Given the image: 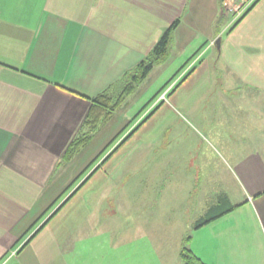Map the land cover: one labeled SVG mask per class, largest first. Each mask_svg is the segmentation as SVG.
<instances>
[{
  "label": "crops",
  "instance_id": "1",
  "mask_svg": "<svg viewBox=\"0 0 264 264\" xmlns=\"http://www.w3.org/2000/svg\"><path fill=\"white\" fill-rule=\"evenodd\" d=\"M174 23L168 50L176 42L196 49L200 74L208 69L202 59L212 54L218 79L196 86L212 91L205 97L217 107L211 120L220 159L235 185L227 190L223 174L212 197L200 196L197 207L193 200L192 220L182 219L180 233L193 229L187 246L205 264H264V0L231 27L225 0H0V261L19 247L44 188L58 180L55 172L72 161L66 153L84 132L89 99L149 55ZM140 128L113 155L122 152L126 160L93 166L56 213L59 219H50L15 264L39 256L40 264H181L184 237L165 247L155 223L161 192L149 200L148 184L138 180L149 167L148 152L138 155ZM116 173L138 175L143 190L131 217L130 199L123 200L118 227L102 210L111 196L118 200L108 194L110 186L122 191V181L131 179L117 180ZM227 204V212L194 229Z\"/></svg>",
  "mask_w": 264,
  "mask_h": 264
},
{
  "label": "rangeland",
  "instance_id": "2",
  "mask_svg": "<svg viewBox=\"0 0 264 264\" xmlns=\"http://www.w3.org/2000/svg\"><path fill=\"white\" fill-rule=\"evenodd\" d=\"M224 21L228 22L229 17L227 16ZM181 34L185 35V32H181ZM206 44L207 43L202 42H191L192 46H199V48L206 46ZM180 45L181 44L176 42L172 44L171 48L169 47L170 50L167 51V56L164 60L161 59L154 65L147 77L136 84L135 91L126 98L122 107L113 114L109 121L98 127V130L91 135V140L74 155L72 161L66 164L64 169L55 172L54 175L59 174L58 180L56 179V182L52 180L51 184L44 188L40 199L35 205L36 208L33 212V221H36L47 207L57 199L63 189L85 170L87 165L99 155L105 145L111 141L127 122H132V124L123 135L130 132L133 126L142 120L151 109L159 104V102L162 104L157 107L154 114L140 128V133L144 137V141L138 144V146H141V152H139L140 154L138 155L141 156L145 154L144 152H148L144 163L149 165V167L145 171L144 177L141 179H138V175H133V173H129L126 176L124 174H121V176L118 175V173L115 174V179L117 180L121 177L123 178V176H125L124 178L131 179L122 181V191L115 185L110 186L108 194L115 195L116 197L119 196L118 200L121 202L117 199L115 200L114 196H111L108 199L110 202L108 201L107 206L102 208L103 211L106 210L108 213V221L111 215H114L109 223H112V225L116 227L119 226V219L122 218L121 211L122 204L124 203L123 200H126L127 197L130 199V207L128 208L130 209L129 217H131L133 212H137L140 203L137 197L140 193H143V190L138 186V180H141L148 184V189L144 188V192L145 194H149L150 198L147 197L149 200H151L154 194L161 192L162 201L157 203L156 208L158 214L155 217V223L161 229L162 244L165 247H169V245L173 246L178 236H180V238L184 237L185 239L192 234L193 229L189 227L184 229L183 233H180L182 228L180 224L184 223L182 220L184 218L185 221L192 220L191 212L188 210V207L193 200L195 204L200 196L208 193L209 197H212L214 190L218 188V181L224 177L223 174L226 175L224 178L226 180L227 190L234 188L235 185H233L232 179L228 177V171L225 170L220 159L223 153L218 145L219 133L217 126L212 125L213 120L211 119L213 117H211V115H216L217 107L213 106L212 109L208 106L209 104L205 97V93H211L212 91L205 92L202 89H198V86H196L205 82L217 81L218 71L216 67L213 68L210 64L212 54H206L202 59L207 63L204 65H208V69L206 67V72L200 74L198 71L201 69L200 67H202V65L197 61L199 58L198 53L193 51L196 49H186ZM192 67H195L196 71L192 74L190 73L191 75L183 83L172 90V87H174ZM168 82L169 84L167 85ZM164 86H166L165 89L159 94ZM146 105L148 106L138 116V112ZM213 119L215 121L216 116ZM121 140L122 139H117L112 149L110 147L105 152V155L103 154L100 159L97 160L94 166L101 163L103 158L108 155ZM134 141L135 140L129 141L125 147H130L133 145ZM121 154L122 152H119L114 157L113 154V158L109 159V162L113 163L117 161V163H120L124 161L122 159H125V156L122 158ZM152 163L155 165L153 170L150 169ZM170 165H174L175 169L170 170ZM91 172L88 171L87 176H89ZM170 173L175 176L172 186L167 185L169 183L167 179ZM86 174L84 177H87ZM83 179L84 178H82L76 186H78ZM164 188L165 191H163ZM73 190L74 189L69 191L63 200L68 197ZM170 197H172V200H170ZM63 200L57 201L56 205H54L55 207L41 218L37 227L26 234L23 233L19 235L21 236L19 241L20 245L28 240L33 234L32 232H34V230L57 209ZM113 200L114 203H112ZM197 206L198 204H195V207ZM65 207L66 206L62 209ZM58 215L59 214L55 215V220L59 219ZM27 228L24 231H26ZM194 229L196 230L195 227ZM20 245L19 247L17 246L16 249L9 251L0 261V264H15V256L18 254V249L22 246ZM25 254L26 252H23L21 259L25 257ZM29 258L30 261H28L27 264H40V256L39 258ZM23 263L25 264L24 261Z\"/></svg>",
  "mask_w": 264,
  "mask_h": 264
},
{
  "label": "trees",
  "instance_id": "3",
  "mask_svg": "<svg viewBox=\"0 0 264 264\" xmlns=\"http://www.w3.org/2000/svg\"><path fill=\"white\" fill-rule=\"evenodd\" d=\"M240 19L233 26H235L240 21ZM176 24L177 23L172 24L166 31H164V33L161 35L159 40L154 45L150 54L147 55L143 60H141L133 69L126 72L121 77V79L117 81L115 84H113L109 89L105 90L103 93L99 94L98 96L89 99L91 103V109L89 110L85 118V121L83 123L84 132L79 137L75 138V140L72 142L70 149L66 153L67 160L71 159L84 145H86L91 140L92 138L91 135L98 130V127L109 121L110 118L113 116V114L119 108L122 107L126 98L135 91V88L137 86L136 84L143 81L147 77L149 72L153 69L154 65H156L161 59L164 60V58L167 56L168 45L171 40L172 32L176 27ZM190 73H192V70H188V73L184 75L181 78V80L176 83L174 87H172V90L177 88V86H179L184 80H186V78L190 75ZM168 84L169 82L167 83V85ZM166 86L162 88L159 94L165 89ZM161 104L162 103L159 102L157 106L151 109L150 112L136 125H134L132 130H130V132H128L126 135L123 134L128 131L127 129L129 128V126H131L132 122H127V124L124 125L118 131V133L111 139V141H109L107 145H105V147L102 149L99 155L96 156L95 159L87 165L85 170L80 175L76 176V178H74L72 182L63 189V191L58 195L57 199L51 203V205L43 212V214L36 221L32 223L27 233L30 230H33L35 227H37L38 223H40L41 221V218L45 216L52 208L55 207L54 205H56L57 201L59 202V200L61 199L63 200V198L67 195V193L72 189H74L71 192V194L68 195V197H66L62 202L60 201L61 203L59 204L57 209L48 218H46V220L37 229L34 230L33 234L18 249L17 253H19L34 238V236H36L44 228V226L50 221V219H52V217L72 197V195L78 190V188L81 187L83 181L88 179L89 176L86 179H84L78 186H76L78 182L89 171V169L94 166L97 160H99L103 154L105 155V152L110 147L112 149V146L115 144V141L117 139H122L115 146V148L103 158V160L101 161L102 164L112 157L114 152L123 144V142H125V140H127L130 135H132L135 131H137L140 128V126H142L154 114L157 107H159V105ZM148 105H146L142 110H140L137 115L139 116ZM99 166L97 168H99ZM228 210H229L228 204L223 208L219 207L213 209L211 212H209V214L206 217L199 219L195 223L194 227L196 229L200 228L201 226L211 222L219 215L227 212ZM189 239L190 237L188 236L182 241V245L179 251V259L181 261V264H205L188 248L187 243Z\"/></svg>",
  "mask_w": 264,
  "mask_h": 264
},
{
  "label": "built area",
  "instance_id": "4",
  "mask_svg": "<svg viewBox=\"0 0 264 264\" xmlns=\"http://www.w3.org/2000/svg\"><path fill=\"white\" fill-rule=\"evenodd\" d=\"M257 0H225V8L230 16V25L233 26L243 15H245Z\"/></svg>",
  "mask_w": 264,
  "mask_h": 264
}]
</instances>
